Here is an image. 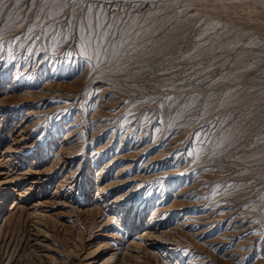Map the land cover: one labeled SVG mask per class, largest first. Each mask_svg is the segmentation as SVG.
Masks as SVG:
<instances>
[{
    "label": "rangeland",
    "instance_id": "1",
    "mask_svg": "<svg viewBox=\"0 0 264 264\" xmlns=\"http://www.w3.org/2000/svg\"><path fill=\"white\" fill-rule=\"evenodd\" d=\"M86 3L0 2V264H264V0Z\"/></svg>",
    "mask_w": 264,
    "mask_h": 264
},
{
    "label": "snow or ice",
    "instance_id": "2",
    "mask_svg": "<svg viewBox=\"0 0 264 264\" xmlns=\"http://www.w3.org/2000/svg\"><path fill=\"white\" fill-rule=\"evenodd\" d=\"M0 2H2V0H0ZM91 0H88V3L85 4V8L82 9V11H91ZM97 19H99V17H97ZM99 27L103 28V25H98ZM113 35H115V33H113ZM104 40H107V37H103ZM112 47H115V45H111Z\"/></svg>",
    "mask_w": 264,
    "mask_h": 264
}]
</instances>
